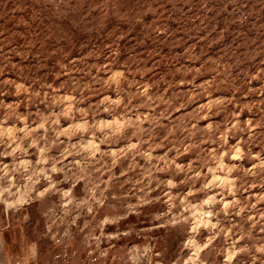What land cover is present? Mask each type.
Masks as SVG:
<instances>
[{
	"label": "rangeland",
	"instance_id": "374dc122",
	"mask_svg": "<svg viewBox=\"0 0 264 264\" xmlns=\"http://www.w3.org/2000/svg\"><path fill=\"white\" fill-rule=\"evenodd\" d=\"M3 230L33 264H264V0H0Z\"/></svg>",
	"mask_w": 264,
	"mask_h": 264
},
{
	"label": "crops",
	"instance_id": "0c3cea01",
	"mask_svg": "<svg viewBox=\"0 0 264 264\" xmlns=\"http://www.w3.org/2000/svg\"><path fill=\"white\" fill-rule=\"evenodd\" d=\"M12 246V247H11ZM32 244L15 240L9 242L6 232L0 231V264H33Z\"/></svg>",
	"mask_w": 264,
	"mask_h": 264
}]
</instances>
